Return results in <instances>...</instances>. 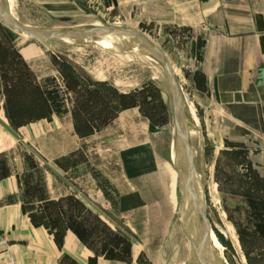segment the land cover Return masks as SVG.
Returning <instances> with one entry per match:
<instances>
[{
  "label": "rangeland",
  "instance_id": "1",
  "mask_svg": "<svg viewBox=\"0 0 264 264\" xmlns=\"http://www.w3.org/2000/svg\"><path fill=\"white\" fill-rule=\"evenodd\" d=\"M146 1L7 0L5 5L1 0V4L25 27L59 32L128 28L161 49L179 88L192 150L185 203L176 167L180 143L176 107L160 62L133 47L33 38L0 20V104L7 105L15 124L48 116L49 104L56 103L59 110L76 105L80 127L98 130L118 107L126 108L123 121L99 138L81 142L82 151L57 160V167L45 163L34 143L23 146L31 170L27 177L39 188V198L44 197L43 187L55 185L61 198L29 210H36V222L49 229L57 244L73 233L95 256L129 262L134 255L140 264H196L203 227L220 241L226 264H264V129L248 135L231 132L228 116L201 72L205 32L157 19ZM95 77L108 79L110 86L91 88ZM117 101L119 105L114 104ZM133 106L140 107L136 118L133 110L127 111ZM106 150L115 154L105 158ZM121 152L126 170H140L133 180L141 188L131 185L132 174L123 173ZM85 160L98 162L96 168L103 173L74 167ZM194 207L198 222L193 221ZM63 261L76 264L69 256ZM95 261L96 257L91 264Z\"/></svg>",
  "mask_w": 264,
  "mask_h": 264
},
{
  "label": "crops",
  "instance_id": "2",
  "mask_svg": "<svg viewBox=\"0 0 264 264\" xmlns=\"http://www.w3.org/2000/svg\"><path fill=\"white\" fill-rule=\"evenodd\" d=\"M148 8L157 19L205 32L201 72L212 96L228 116L231 132L248 135L263 131L264 0H149ZM103 86L108 88L109 80L95 77L91 88ZM119 94L125 95L122 91ZM75 106L66 105L59 110L56 103H50L48 116L19 122L15 126L7 105L0 104V234L9 249L0 256L2 264L10 259L15 264H67L63 261L65 256L76 264H91L90 260L95 257L94 264H140L134 255L129 262L95 256L94 250L73 233L67 234L59 246L49 229L36 222L33 215L36 210H29V206L57 202L61 198L57 197V185L43 187L44 197L39 198V188H35L27 177L31 170L22 151L23 146L34 143L45 163L57 167V160L75 157L82 151L81 142L95 140L105 130L123 121L122 115L126 111L123 110L126 108L118 107L116 115L101 125L102 128L84 130L80 127ZM139 109L133 106L127 111L133 110L135 117ZM85 124L90 125V122L86 120ZM148 143L149 149L153 150ZM137 148L141 150L143 146ZM106 152L105 158L115 154L114 150ZM121 154L123 173L132 174L131 185L141 188L133 180L136 174L141 173L140 170H126L125 157ZM153 154L156 155L155 152ZM103 158L102 155V164ZM97 165L94 160H85L74 167L85 166L94 173H103L102 168H96ZM117 186L120 188L119 184Z\"/></svg>",
  "mask_w": 264,
  "mask_h": 264
},
{
  "label": "bare ground",
  "instance_id": "3",
  "mask_svg": "<svg viewBox=\"0 0 264 264\" xmlns=\"http://www.w3.org/2000/svg\"><path fill=\"white\" fill-rule=\"evenodd\" d=\"M6 1L7 0H5V5L7 3ZM0 10L3 11L5 14H8L6 12V9L5 10L3 9V6L1 4V0H0ZM11 18H13V17H11ZM23 27H25V26H23ZM83 32H85V33H83ZM61 33H63V35H65V37H67V39H69L70 42H85L87 44L99 43L101 45H112V46H115V48H116V46L117 47L124 46V47H128V48L133 47L134 49L141 51L147 58H149V59L152 58L151 60H153V59L157 60L158 59L157 55H159V53H156V51L150 47L152 42H150L149 40H148V42L141 41L136 35L138 33H135V35L131 34V33H127V32H122V31H100V32H96V33H91V30L82 31V32L80 30H74L72 32L67 31V32H61ZM158 52H160L162 54V51L160 48H159ZM162 55H163V57H165L164 54H162ZM167 63H168V61H167ZM168 65H169V63H168ZM179 101H180L182 112H181L180 108H176V116H177L176 121H178V124H180V120H181V122H182L181 124H183L182 129H181V133L184 134V137L186 135L185 138L187 139L186 144L184 146V142H183L182 138L179 136V142H180L179 143V160H180V163L183 167V171L185 172L186 188L190 191L191 186L189 185V182L187 180L186 172L190 166V160L192 157V154H191L192 150H191L189 139L187 136V131L185 132V129H186L185 124H184L185 123V119H184L185 116H184V111L182 108L180 95H179ZM187 153H188V157H187ZM193 214H194L193 221L198 222L199 213L195 207H194V213ZM198 239L199 240H198L196 248H195L196 249V264H213V263H211V259H213L212 251H214L216 254L218 253L219 258H218V256H215V254H214V256L219 259V262L218 261L216 262L217 264H226L222 260V257H221L220 241H218L213 236L211 231L207 230V232H206V229L201 227Z\"/></svg>",
  "mask_w": 264,
  "mask_h": 264
},
{
  "label": "water",
  "instance_id": "4",
  "mask_svg": "<svg viewBox=\"0 0 264 264\" xmlns=\"http://www.w3.org/2000/svg\"><path fill=\"white\" fill-rule=\"evenodd\" d=\"M0 20L10 29H12L15 32L21 33L23 35L26 36H30L33 38H37V39H43L46 41H51V42H62V43H67V44H73V45H81V44H87L85 42H70L69 39H67V37H65V35H63V33L59 32V31H53V30H41V29H35V28H29V27H23L22 25H20L19 23H17L13 18H11L8 14H5L3 11L0 10ZM100 31H122V32H127V33H131L135 35V32L131 29L128 28H115V27H111V26H104L102 28H93L91 30V33H96V32H100ZM82 32V31H81ZM85 33V32H83ZM137 37L143 41V42H148V39L146 37H143L140 34H136ZM150 44V43H149ZM152 49H154L156 51V53H159V55H157L158 57V62H160L162 64V66L164 67L165 73L167 75L168 81H169V85H170V89H171V93H172V97L175 103V107L176 108H180V101H179V88L177 86L176 80L173 76V73L165 59V57H163V53L161 54L160 52H158L159 48L151 43L150 46ZM188 100H191V98L188 95ZM181 120H180V124H178L177 127V132L179 134V136L182 138L183 142H184V146L186 144L187 139L184 137V134L181 133V129H182V125L181 124ZM186 132V129H185ZM179 147V146H178ZM179 158L177 157L176 159V167L177 170L179 171V175H180V188H181V193H182V201L183 204L186 201V180H185V172L180 169L179 167ZM217 256V255H215ZM213 254V259H211V263L213 264H217L216 262H219V257H215Z\"/></svg>",
  "mask_w": 264,
  "mask_h": 264
},
{
  "label": "built area",
  "instance_id": "5",
  "mask_svg": "<svg viewBox=\"0 0 264 264\" xmlns=\"http://www.w3.org/2000/svg\"><path fill=\"white\" fill-rule=\"evenodd\" d=\"M7 243L4 241V238H2V235L0 234V256L3 253H6L9 251V249L5 246ZM4 264H15V261H13L12 259H10V261H8L7 263Z\"/></svg>",
  "mask_w": 264,
  "mask_h": 264
},
{
  "label": "trees",
  "instance_id": "6",
  "mask_svg": "<svg viewBox=\"0 0 264 264\" xmlns=\"http://www.w3.org/2000/svg\"><path fill=\"white\" fill-rule=\"evenodd\" d=\"M9 115H10V118H11L13 124H14L15 126H17V124H15V121H14V118H13L14 116H12L13 114H12L11 111H10ZM42 225H43V224H42ZM59 246H61L60 243H59ZM105 258L110 259V260H119V259L111 258V257H108V256H105ZM120 261H121V260H120ZM91 262H92V259L90 260V263H91Z\"/></svg>",
  "mask_w": 264,
  "mask_h": 264
}]
</instances>
